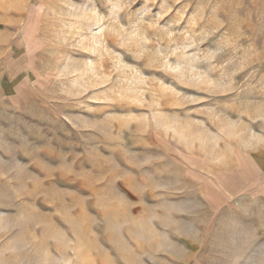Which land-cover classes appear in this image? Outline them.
I'll return each mask as SVG.
<instances>
[{
  "label": "rangeland",
  "instance_id": "374dc122",
  "mask_svg": "<svg viewBox=\"0 0 264 264\" xmlns=\"http://www.w3.org/2000/svg\"><path fill=\"white\" fill-rule=\"evenodd\" d=\"M256 152L264 0H0V264H264Z\"/></svg>",
  "mask_w": 264,
  "mask_h": 264
},
{
  "label": "crops",
  "instance_id": "0c3cea01",
  "mask_svg": "<svg viewBox=\"0 0 264 264\" xmlns=\"http://www.w3.org/2000/svg\"><path fill=\"white\" fill-rule=\"evenodd\" d=\"M252 164L256 169V172L253 174L255 176L254 180L257 179L256 183L258 187L264 189V153L256 152L252 158Z\"/></svg>",
  "mask_w": 264,
  "mask_h": 264
}]
</instances>
